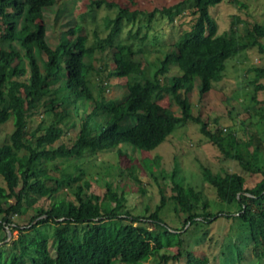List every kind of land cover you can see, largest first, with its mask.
Wrapping results in <instances>:
<instances>
[{"label":"trees","instance_id":"obj_1","mask_svg":"<svg viewBox=\"0 0 264 264\" xmlns=\"http://www.w3.org/2000/svg\"><path fill=\"white\" fill-rule=\"evenodd\" d=\"M62 1L0 0V127L10 119L15 127L10 142L0 148V177L6 184L0 185V264H174L183 258L185 264H212L206 255L188 250L184 236L189 227L219 219L231 220L239 234L247 235L256 257L264 259V169L256 162L257 155L264 154V108L256 112V122H242L241 132H212L194 115L190 99L196 87L204 97L224 82L228 62L245 51L258 49L264 56V18L246 27L240 38L235 27L221 31L210 13L224 3L238 6V0H189L195 20L189 29L182 22L175 26L178 38L167 44L158 36L150 41L152 23L162 14L174 27L185 18V3L145 12L119 0H79L77 21L55 50L47 41L44 10ZM109 50L115 56L112 69L99 58ZM253 71L251 98L259 105L264 68ZM114 79L126 82L129 96L124 103L106 98ZM171 95L180 116L159 104ZM37 117L42 121L33 128ZM189 121L201 126L225 159L262 175L253 189H246L243 176H222L204 168V179L219 205L239 206L237 213L212 212L203 192L178 181V170L170 175L173 195L167 197L163 180L156 177L159 158L145 161L161 188V203L154 212L130 208L126 194H119L112 183L103 197L85 196L78 184L86 171L76 165L69 172L58 164L106 151L128 158L132 150L142 156ZM42 199L50 206L35 208ZM26 209L33 212L29 224L14 222ZM171 214L183 221L181 228L168 224ZM14 232L18 238L10 239ZM239 255L242 259V251Z\"/></svg>","mask_w":264,"mask_h":264},{"label":"rangeland","instance_id":"obj_2","mask_svg":"<svg viewBox=\"0 0 264 264\" xmlns=\"http://www.w3.org/2000/svg\"><path fill=\"white\" fill-rule=\"evenodd\" d=\"M78 1L63 0L56 7L44 10L47 41L55 50L61 47L63 34L69 31L77 21V15L80 14V11H76L79 6V4L77 5ZM119 1L125 2L131 10L145 12H153L155 9L185 3V18L175 23L174 27L165 15H156L150 32L151 42H153L154 36H158L160 43L171 44L178 38V25L182 22L184 29H189L195 20L192 14L194 12L193 4L188 3L189 0ZM238 1L241 5L224 3L211 8L210 13L218 19L221 31L230 32L235 27L238 36L243 38L246 27L251 29L256 21H261L264 18V0ZM60 11L62 16L59 19ZM105 16V11H102L99 17L100 23L103 24ZM236 18H238L237 22ZM156 47L149 45V49H155ZM99 58L111 69L115 66L113 51L100 53ZM44 61L45 58L42 59V62ZM103 62H97V66L100 68ZM254 68H264V56L260 54L258 49L247 50L235 60L228 62L225 81L216 84L206 96L202 97L200 95L198 87L194 89L190 97L194 115L208 123L212 132H225V130H228V132H241L243 121L250 119L257 121L256 112L264 108V90L257 93L260 104H255L251 98L252 92L255 91L252 83L256 76L253 71ZM173 74L175 75L176 72ZM128 96L129 91L125 80L114 79L110 81V86L106 91L108 100L121 104L127 100ZM159 104L164 108L171 109L176 115H181V109L172 95ZM41 121V117L34 118L32 127L36 128ZM14 131L13 119L0 127V148L10 142V137ZM78 131L79 127L75 130V134ZM261 139L264 143V131ZM57 146H59V143ZM131 152L132 150H129L130 157L128 158L120 157L117 151H106L96 156L90 154L79 161H59L58 164L69 172H73L76 165L86 171L84 181L89 183V187L85 186L84 181L78 184L83 188L85 196L96 194L103 197L107 193V184L112 183L119 194H126L127 205L130 208H136L140 212L146 207L154 212L156 207L160 205L162 197L160 185L155 181L152 173L147 171L146 160L152 161L157 158L161 160V168L158 170L155 167L154 170H158L156 177L163 180L167 197L173 195V183L170 175L178 170V181L198 192H203L212 204V212L224 210L237 213L240 207L219 205L215 190L204 179V168H209L214 174L222 176L228 173L241 175L246 179V189H253L262 180V175L250 174L243 170L238 162L225 159L202 134L201 126L191 121L180 124L172 136L153 152L145 153L142 156L131 154ZM256 162L264 169L263 153L257 155ZM0 185H6L2 177H0ZM141 188L145 192H141ZM49 206L50 202L47 199H42L35 205V208H48ZM32 214V211L26 209L22 218L15 216L13 220L26 226L29 224V216ZM175 217L174 214H171L167 219L168 224L171 227L181 228L183 221ZM233 226L231 220L219 219L212 224L199 228L189 227V232L184 236L186 247L197 255H206L212 264H264V259L259 260L254 254L253 246L247 235L239 234V230L234 229ZM18 234V232L10 234V239L18 238ZM3 236H5V232L2 234ZM239 251L243 253L242 259ZM172 252L177 253V250L174 249ZM51 253L55 255L53 249H51ZM153 262V260H150L147 264H153ZM174 264H185V258Z\"/></svg>","mask_w":264,"mask_h":264}]
</instances>
